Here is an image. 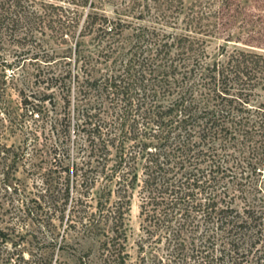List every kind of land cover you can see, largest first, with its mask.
<instances>
[{
	"label": "trees",
	"instance_id": "trees-1",
	"mask_svg": "<svg viewBox=\"0 0 264 264\" xmlns=\"http://www.w3.org/2000/svg\"><path fill=\"white\" fill-rule=\"evenodd\" d=\"M219 39L233 48L212 57ZM0 40L14 46L4 67L35 63V82L63 99L44 144L45 192L11 184L23 197L11 219L29 220L51 252L25 259L13 242L0 264H61L51 256L70 233L95 240L100 264H264V180L243 184L264 159V0H0ZM31 141L0 152L17 166L40 151ZM3 215L1 242L12 241L18 225Z\"/></svg>",
	"mask_w": 264,
	"mask_h": 264
},
{
	"label": "rangeland",
	"instance_id": "rangeland-1",
	"mask_svg": "<svg viewBox=\"0 0 264 264\" xmlns=\"http://www.w3.org/2000/svg\"><path fill=\"white\" fill-rule=\"evenodd\" d=\"M51 2L62 5V7L68 6L61 1ZM113 10L114 7L111 4H106L104 7V13L109 17L114 15ZM236 32H238L237 28ZM225 45L230 50L233 48L234 44H227L220 39L213 40L209 43L207 51L212 57H215L220 52L219 48ZM47 48H49V45H47ZM12 49H14L12 43H9L7 40H0V53L2 50H5L1 58L11 62L13 59L10 54ZM1 62L0 59V109L2 111L1 114L4 112L5 114L2 117L3 121L0 126V143L8 147L11 145H22L24 142L30 145L33 142L31 140L34 138L40 151L37 152L35 157H25L23 162H19L21 164L17 166L12 164L11 156L0 152V207L4 214L1 218L4 223H7L9 226L12 224L18 225L15 234H11V238H13L12 241L7 239L1 242L2 240L0 239V256H3L6 251L13 250V242H16L17 245L20 244L19 246L16 245V248L20 247V250L24 252L23 255L25 259L38 260L46 257L45 255L50 250L41 243V233L36 231L34 227L28 226L29 220L19 218V221H16V219H11L14 208H17V206L20 207V200L23 201V197L16 195L15 192L12 191L13 189L11 186L14 183L21 186L25 190V195L30 193L29 198H36L33 194L45 192L46 185L44 184L45 180L43 176L47 174L46 170L48 167L46 162L49 158L46 156V147L44 144L46 141H49L50 124L56 117L59 118L63 114L62 92L58 88H45L42 83L39 84L35 82V79L32 77V73L35 72L34 70L36 68L35 63H29L28 61L26 63H23V61L20 62L21 66L24 64L23 69H25V72L21 73V71L16 70V68L4 67ZM41 65V67H44V64ZM13 76H16L18 80H12ZM48 94L53 95V100L56 104L55 109L46 101L45 96ZM258 94L257 100L259 102L263 101L264 91L259 90ZM24 100H26L27 104L26 102L24 104ZM34 106H38V111L35 113L32 112V107ZM66 143L72 148L73 144L71 139L66 141ZM245 154L247 155V153ZM241 157L242 155L239 156V154L236 153V161L241 159ZM31 164H34L35 168L38 170L42 167V170H32ZM259 168L260 169L256 170V174H260L259 176L256 177L255 175H251V178L243 181L246 190H250L249 188L253 179H258L259 184L264 180V159L263 164ZM237 172H239V170H236V173ZM247 174L246 171L244 175ZM6 177L9 179L7 180ZM60 177L67 178V175H60ZM224 182L229 188H232L233 184L230 183L229 178ZM260 188L261 191L258 195L263 196L264 188L262 185ZM236 202L240 204V200L237 198ZM70 204L71 199L67 203V209L70 207ZM65 212L67 214V211ZM138 214L139 204L137 198L134 197L131 200L130 209L126 216V226L131 243L139 234L140 219ZM55 220L56 218H54V222ZM57 225L58 231H56V234H58L57 238L59 242L64 235L66 226L65 224ZM2 226L5 225L2 224ZM64 247V250H56L54 255H50L51 258L53 260L58 258L61 264H100L98 260V245L93 238L82 240L80 237L74 235V233H70L67 234V244ZM131 252L134 254L135 251L131 250ZM13 263H15V261H13Z\"/></svg>",
	"mask_w": 264,
	"mask_h": 264
}]
</instances>
